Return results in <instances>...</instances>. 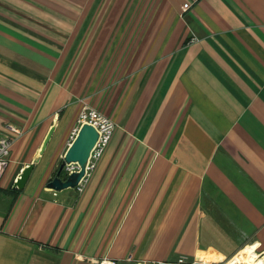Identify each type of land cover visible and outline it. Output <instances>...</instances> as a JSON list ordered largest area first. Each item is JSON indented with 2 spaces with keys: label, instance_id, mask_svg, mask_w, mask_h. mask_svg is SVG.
Segmentation results:
<instances>
[{
  "label": "crops",
  "instance_id": "1",
  "mask_svg": "<svg viewBox=\"0 0 264 264\" xmlns=\"http://www.w3.org/2000/svg\"><path fill=\"white\" fill-rule=\"evenodd\" d=\"M82 99L115 130L55 192ZM0 138V264L264 261V0H0Z\"/></svg>",
  "mask_w": 264,
  "mask_h": 264
},
{
  "label": "built area",
  "instance_id": "2",
  "mask_svg": "<svg viewBox=\"0 0 264 264\" xmlns=\"http://www.w3.org/2000/svg\"><path fill=\"white\" fill-rule=\"evenodd\" d=\"M79 103L80 110L78 113L76 125L72 129L69 137V146L77 137L80 128L85 124L93 126L98 132V140L91 151L85 174L76 188L78 192H82L86 182L91 175V172L96 168L97 162L102 158L106 148L108 147L112 139V135L115 130V124L101 112L91 107L85 99L80 100ZM13 143L14 141L9 138H0V177L4 174L10 164V154ZM79 171L80 166L78 163H70L65 165L63 173L67 177ZM179 263L183 264L184 261L180 260ZM100 264L114 263L103 261ZM251 264H264V261L256 256V259H254V262H252Z\"/></svg>",
  "mask_w": 264,
  "mask_h": 264
},
{
  "label": "water",
  "instance_id": "3",
  "mask_svg": "<svg viewBox=\"0 0 264 264\" xmlns=\"http://www.w3.org/2000/svg\"><path fill=\"white\" fill-rule=\"evenodd\" d=\"M53 132L54 129H51L49 131L42 145L40 154H43V152L45 151L52 137ZM97 140H98L97 130L93 126H90L88 124L83 125L80 128L77 137L71 143L68 150L66 151L64 155V159L61 165L59 166L55 178L48 183L47 187L55 192H61L66 189L77 188L79 182L81 181V179L85 174L88 159ZM37 162L38 160L35 161V163ZM70 163H78L80 166V171L66 177L63 173V170L65 165ZM33 169H34V165H29L21 173V175L15 182L14 188H18L20 190L24 189Z\"/></svg>",
  "mask_w": 264,
  "mask_h": 264
},
{
  "label": "bare ground",
  "instance_id": "4",
  "mask_svg": "<svg viewBox=\"0 0 264 264\" xmlns=\"http://www.w3.org/2000/svg\"><path fill=\"white\" fill-rule=\"evenodd\" d=\"M243 254H247V257L249 258V261L250 262H254V260H253V257L255 255L254 248H250V250H248V252L244 251V252L240 253L239 256H237L236 258L233 259V261H231L230 264H243L244 262H246L245 261L246 259L243 260V258H242Z\"/></svg>",
  "mask_w": 264,
  "mask_h": 264
},
{
  "label": "rangeland",
  "instance_id": "5",
  "mask_svg": "<svg viewBox=\"0 0 264 264\" xmlns=\"http://www.w3.org/2000/svg\"><path fill=\"white\" fill-rule=\"evenodd\" d=\"M68 146H69V141H68ZM68 148H69V147H68ZM246 249H247V248H246ZM248 250H250V249H247V250H244V251H245V252H248ZM254 252H255V250H254ZM257 254H258V253H255V255H254V257H253V260L256 259ZM238 256H239V255H238ZM242 258H243V260L246 259V260H245L246 262H244L243 264H251V263H252V262L249 261V258L247 257V254H243V255H242ZM232 261H233V260H232ZM249 262H250V263H249Z\"/></svg>",
  "mask_w": 264,
  "mask_h": 264
}]
</instances>
